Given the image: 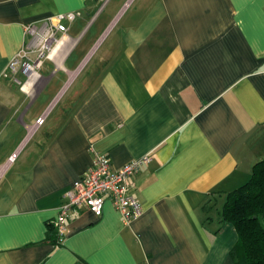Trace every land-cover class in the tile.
Here are the masks:
<instances>
[{"label": "crops", "instance_id": "obj_1", "mask_svg": "<svg viewBox=\"0 0 264 264\" xmlns=\"http://www.w3.org/2000/svg\"><path fill=\"white\" fill-rule=\"evenodd\" d=\"M64 12L80 15L62 63L5 77L23 26ZM94 152L112 169L150 156L126 182L142 214L77 208L55 245ZM12 155L0 264H234L218 217L264 159V0H0V167Z\"/></svg>", "mask_w": 264, "mask_h": 264}, {"label": "built area", "instance_id": "obj_2", "mask_svg": "<svg viewBox=\"0 0 264 264\" xmlns=\"http://www.w3.org/2000/svg\"><path fill=\"white\" fill-rule=\"evenodd\" d=\"M79 15L78 12H64L39 22L26 23L23 26V31L29 36V40L8 61L7 70L3 75L13 77L20 73L26 76L24 83H28L30 77L36 75V72L41 68L43 60L52 61L57 67L58 62L62 63L67 52L71 49L68 46L66 24L71 23ZM16 81L20 84V81ZM42 121L43 119L39 118L35 125H40ZM149 157V155H145L127 162L120 168L112 169L107 154L94 152L91 166L81 172L73 182L66 193V201H63L59 206L57 216L52 221L51 225L55 230L57 243L60 244L63 240L66 231L64 223L72 211L84 207L99 215L106 198L111 201L123 222L129 223L141 216V205L134 197L130 196L126 182L138 169L150 161ZM13 159L14 155L10 156L6 165L0 167V174Z\"/></svg>", "mask_w": 264, "mask_h": 264}, {"label": "trees", "instance_id": "obj_3", "mask_svg": "<svg viewBox=\"0 0 264 264\" xmlns=\"http://www.w3.org/2000/svg\"><path fill=\"white\" fill-rule=\"evenodd\" d=\"M219 212L221 223H229L237 241L230 250L234 264H264V159L253 164L248 180L230 191ZM49 241L57 243L50 231Z\"/></svg>", "mask_w": 264, "mask_h": 264}, {"label": "rangeland", "instance_id": "obj_4", "mask_svg": "<svg viewBox=\"0 0 264 264\" xmlns=\"http://www.w3.org/2000/svg\"><path fill=\"white\" fill-rule=\"evenodd\" d=\"M103 14H106V10L103 12ZM74 43H75V42L72 41V42H70V44L68 43V46H69L70 48H72V46L74 45ZM68 46H67V47H68ZM69 51H70V50H69ZM69 51H68V52H69ZM68 52H67V54H68ZM67 54H66V56H67Z\"/></svg>", "mask_w": 264, "mask_h": 264}, {"label": "bare ground", "instance_id": "obj_5", "mask_svg": "<svg viewBox=\"0 0 264 264\" xmlns=\"http://www.w3.org/2000/svg\"><path fill=\"white\" fill-rule=\"evenodd\" d=\"M61 63V62H58V64ZM27 87H24V90L26 91ZM23 90V89H22Z\"/></svg>", "mask_w": 264, "mask_h": 264}]
</instances>
